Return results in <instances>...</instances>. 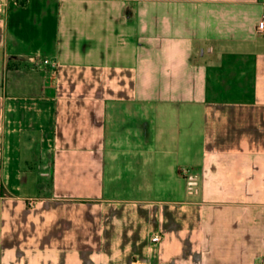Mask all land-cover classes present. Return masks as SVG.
Masks as SVG:
<instances>
[{
	"label": "crops",
	"instance_id": "1",
	"mask_svg": "<svg viewBox=\"0 0 264 264\" xmlns=\"http://www.w3.org/2000/svg\"><path fill=\"white\" fill-rule=\"evenodd\" d=\"M4 2L0 264H259L264 0Z\"/></svg>",
	"mask_w": 264,
	"mask_h": 264
},
{
	"label": "built area",
	"instance_id": "2",
	"mask_svg": "<svg viewBox=\"0 0 264 264\" xmlns=\"http://www.w3.org/2000/svg\"><path fill=\"white\" fill-rule=\"evenodd\" d=\"M5 6V2L4 0H0V11L3 10ZM257 31L260 35H264V21L260 22L258 24L257 27ZM43 63L45 65H49L52 69H56L57 68V63L55 61L49 60V59H45L43 61ZM35 202L34 201H30L29 205L30 206H34ZM163 237L160 234H155L154 236L151 237V242L153 244H158L162 241ZM259 264H264V257L261 258L260 263Z\"/></svg>",
	"mask_w": 264,
	"mask_h": 264
}]
</instances>
